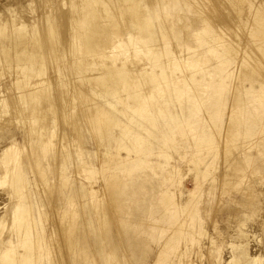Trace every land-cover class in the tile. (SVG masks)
<instances>
[{"label": "rangeland", "instance_id": "374dc122", "mask_svg": "<svg viewBox=\"0 0 264 264\" xmlns=\"http://www.w3.org/2000/svg\"><path fill=\"white\" fill-rule=\"evenodd\" d=\"M190 1L221 39L223 36L227 41L226 43L229 42L230 45L234 43L232 44L234 48L232 45L230 46L233 48L234 53L231 57L230 55L226 56L228 63L221 64L218 60L213 59L212 55L204 52V46L200 48L193 47L188 52L191 54L200 53L204 58H208L206 65L195 70L167 67L165 69L164 77L167 78V83L160 82V90L164 96L161 101L164 98L169 99V104L167 106L156 105L151 108L152 116L159 121V130L162 134L155 141L154 139L160 133L154 128H150L153 135L151 134L148 140L153 141L154 146L151 148L153 152L151 151L147 158L152 165H138L133 175L127 178V181H132L134 184L141 186L139 195L131 197V200L146 199L147 205H150L153 211L152 218H145V221L142 224L140 223L141 225L139 224L140 228L145 227L148 231L138 236V239L143 242V250L138 253L139 256L142 255L143 259L138 264H155L160 261L167 247V242L174 239L179 241L178 252L173 258L177 264H233L236 261L246 262V264H264V132L257 134L259 131H264V113H262V110L243 113L242 109L240 112L234 110L231 111L232 114L230 113L231 104L240 99L245 103H251L253 106H259L260 104L264 106V96L260 95L262 91H258L257 94L253 95H249L248 92L250 88H259L260 84L264 88L262 44L260 50H258L256 44L254 45L251 40L252 38L248 36V29H251L252 24L249 22V24H244V21L249 20L251 22L254 19H252V16L249 17L251 11L249 12L247 4L250 5L252 2L253 5H258L259 3L261 4L260 9H263L264 0H260L263 5L259 0ZM66 2L68 0H0V23L11 21L13 17L15 18L14 22L19 20L23 23L24 21L23 24L27 26V30L33 26L36 30H41L45 25L44 22L49 20L48 22H50L54 31L60 36L61 44L64 45L67 27L62 16L68 6ZM61 3L62 5L65 3L66 8L61 6ZM153 3L156 5L151 12L153 16L157 14L159 22L155 27L156 35L172 37L169 23L165 21L164 10L157 6L156 0H153ZM184 12L189 18L193 19L194 25L192 28H195L197 24H195L196 19H194V16L186 11ZM260 17L262 19V16ZM32 18H35L34 21ZM258 19L260 21V18ZM30 24L31 27H29ZM32 24L34 25L32 26ZM184 34L187 35L188 33ZM203 34L204 32L201 33L202 37ZM245 51L247 52L246 55ZM181 54L186 56L187 51H182ZM256 55H260L261 61L254 64L252 61ZM62 60L61 62H65ZM52 61L45 68V72L46 74L50 72L54 74V71H57L55 75L58 80H56L57 82L54 81V79H57L55 75V78H53L54 76L49 77L51 80H48L53 82L49 85L52 86L55 82L58 85L63 81L62 83H66L68 86H77L70 94L64 96L62 93H57L61 96L53 93L50 104L44 102L41 106L44 112H41L44 117L41 123L47 128L45 130L46 134H52L50 137L47 135L46 138V141L53 145L50 147V151L53 153L52 158L54 159L48 160L50 172L47 170L46 174L48 177L47 184H50L46 185L43 181L39 182L31 172L28 174L29 191L33 193V199L38 202V205H42V207L40 206L41 209H38L42 215L41 217H43L41 221H43L42 226L47 233L45 236L48 237V244H51L49 250L53 254V264H71L70 258L73 255L68 249L66 236L62 233L64 228L62 215L60 216L58 212L63 204V197L56 191L66 190V186L61 185L56 176L58 172L70 177L71 183L74 185L79 184L82 189L84 197L74 201L76 208L74 207L73 210L83 212L82 215H86L87 211L82 210L84 207L81 209L80 207L83 205L85 208H89L92 218L91 228L94 229L92 230V239L93 242L95 241L98 244L95 248L94 242L92 248L89 247L84 251L89 256L95 255V261L93 259L91 262L93 264H107L99 255L103 256L104 253H108L112 248L113 250L115 248V251L119 253L118 264H136L131 257V251L128 252L127 250V241L119 222V211L111 200L114 194L111 195L105 189L106 186L101 188L106 173H101L99 170L96 174V169L99 167L96 164L103 159V154L102 141L98 139L99 135H95L91 126L92 121L88 120L93 115L95 106L90 102L88 107L86 99L77 96L80 94L81 88L83 89L82 77L74 78L70 68L64 69L67 65H63L64 68L59 66L58 70L54 65L55 63L51 67ZM163 61L166 62L167 59ZM139 65L133 64L130 67L137 69ZM52 68H55L54 71ZM4 69L0 74V85L3 84L2 86L5 85L10 89L15 76L12 78L11 70L7 68L3 72ZM51 74H48V76ZM61 77L65 79H61ZM170 78L171 80L179 78L178 80L181 81L174 91ZM138 79L142 84H148L149 78L144 73H139ZM194 79H198V81ZM8 81H11V83ZM50 81L49 83H51ZM56 84L55 86H57ZM188 86L192 89L189 90ZM12 89L13 86L4 96L8 107L3 111L1 110L3 114H0V152L13 144L23 150L31 151L32 136L30 137L28 133V120L24 119L28 116V110L21 111L22 108L19 104H16L18 98H15V96H18V94L14 93ZM146 90L144 89L139 93L143 94L147 92ZM84 92L87 96L91 95L88 89H85ZM191 96H199L198 101L194 102L190 98ZM64 101L68 102H65V107H62ZM94 101L97 104L102 102L98 97H95ZM174 104L176 105L174 106ZM155 110L158 112H154ZM250 117L257 118V121L249 122ZM78 124L80 130L75 127ZM97 124H100V120ZM249 125L256 130V133L251 130L247 132ZM107 132L113 134V136L118 134L116 129L111 132L107 130ZM105 133L106 127L99 132L100 135ZM224 134L228 137L225 138ZM172 141L175 142L173 146L170 144ZM198 142H206L208 149L211 147L210 152L202 151L200 154V156H205L204 163L201 166H198L196 162L197 146L195 144ZM166 150L169 151L168 160L155 154L156 151L163 153ZM66 151L71 152L70 154L76 160V151H83L84 155L86 153L96 172L94 170H92L93 172H84L80 167L73 164V166H68L64 172L60 171L57 163H60L62 155ZM120 155L124 157L125 152L121 151ZM25 157L27 158L26 154L22 159L26 160ZM196 170L201 172L197 175L199 188L192 190ZM5 188L7 189L6 186H0V217H7L15 204L7 196ZM89 189H94L96 192L92 194ZM190 190H192L191 193H188ZM167 194L170 195V199L165 204L160 199L166 198ZM193 202L197 204V210L194 214L191 213L189 207ZM143 204L146 203L137 202L130 205L131 209L128 210L130 213L129 220L132 221V216L142 213ZM168 209L174 214L175 222H183L181 227H183V230L186 228L183 237L181 234L174 232L173 228L167 230L166 225H169L171 221L169 219L170 213L167 212ZM7 221L3 222L4 226H6ZM83 221L84 217L80 219V222ZM102 222H108L109 224L110 235L109 239L107 238L108 241L101 236ZM161 228L167 230V232L161 233ZM49 239L53 243H49ZM216 246H219L218 250ZM51 249L53 250L51 251ZM215 254L220 255V261L215 260Z\"/></svg>", "mask_w": 264, "mask_h": 264}, {"label": "bare ground", "instance_id": "6f19581e", "mask_svg": "<svg viewBox=\"0 0 264 264\" xmlns=\"http://www.w3.org/2000/svg\"><path fill=\"white\" fill-rule=\"evenodd\" d=\"M156 2L157 6L164 10L165 21L169 23L172 37L156 35L155 27L159 22L157 14L154 17L151 12L156 5L153 0H68L66 2L68 6L65 3L64 5L61 3V6H67L62 16L67 27L65 34L66 44L63 41L64 45L61 44L62 40L59 38L58 33L54 31L50 22H48L49 20L44 22L45 25L41 30H36L33 26L34 24H32L33 27L30 24L29 27L31 29L27 30V26L23 24L24 21L23 23L19 20L14 22L15 18L13 17L11 21L0 23V69L6 67L5 69L11 70L12 78L15 76L11 84L13 86L12 90L18 94V96H15V98H18L16 104H19L20 108H22L21 111L28 110V116L24 119L28 120V133L30 137L32 136L31 151L23 150L13 144L0 152V186L7 187V189L5 188L7 196L15 202L13 210L8 216L0 217V264H53V254L49 250L51 244H48V237L45 236L47 233L42 226L43 221H41L43 217H41L42 215L38 209L42 205H38V202L33 199V193L29 191L28 174L31 172L39 182L43 181L46 185L50 184H47L48 177L46 174L47 170L50 172L49 161L54 159L52 158L53 153L50 151V147L53 145L46 141V138L47 135L50 137L52 134H46L45 130L47 128L41 123L44 120L42 116L44 112L41 106L44 102L50 104V98L53 93L56 95L62 93L64 96L65 94H70L77 86H68L66 83H62L63 81L60 82V79V84L57 85L56 80L58 78L55 75L57 72L54 71L55 68H52L55 72L54 74L53 72H50L52 74L49 76L48 74L50 73L46 74L45 68L52 60L51 67L55 63L54 65L58 70L59 66L67 65V67L63 66V68H70L74 78L82 77L83 89L81 88L80 94L77 93L78 95H76L84 97L88 107L90 102L95 106V111L88 120L92 121L91 126L95 135H99L98 139L102 141L101 149L103 154V156L101 155L103 159L96 164V166H99L96 169L97 172L94 170V165L92 166L89 161V157L86 153L84 155L83 151H76L77 160L72 157L71 152L66 151L57 166L62 172L73 164L80 167L84 172H93L92 170H94L97 174L100 170L101 173H106V176L103 177L104 182L101 188L106 186L105 189L111 195L114 194L111 200L120 214L119 222L125 234L127 250L128 252L131 251V257L136 264L143 259L142 255L139 256L138 254L143 250V242L138 239V236L147 233L148 229L145 227L140 228L139 224H142L145 218H152L153 211L152 207L147 205L146 199L131 200V197L139 195L141 186L134 184L132 181H127V178L133 175L138 165H152L147 157L152 151L151 148L154 146V142L149 141L148 138L151 134L153 135L150 128H154L160 133V125L159 121L152 116L151 108L156 105L167 106L169 104V99L164 98L161 101L164 96L160 90V82L167 83V78L164 77L165 69L167 67L173 69L191 68L195 70L206 65L208 58H204L200 53L191 54L188 52L193 47L200 48L204 46V52L212 55L211 57L218 60L221 64L228 63L226 56L230 55L231 57L234 53L232 45L234 43L231 44L233 47L231 48L230 43H226L227 41H225L223 36L221 39L211 29L208 22L201 17V13L190 0H156ZM247 5L249 6V12L251 11L249 17L252 16V19H254L252 21L249 18L253 23L246 20L244 24L246 25L248 22L252 24L251 29H248V36L252 38L251 40L254 45L256 44L258 50H260V45L262 44L261 56L264 60V7L260 9L261 4L253 5L252 2ZM184 11L191 13L196 19L195 24L197 25L195 28H192L194 25L193 19L189 18ZM260 16H262V19ZM258 18H260V21ZM32 19L34 21L35 18ZM249 26L248 28H250ZM203 32L202 37L201 33ZM184 33L188 34L185 35ZM237 47L239 46L237 45ZM230 48L231 50H229ZM176 50L178 51L176 52ZM185 50L187 51L186 56L181 54ZM246 54L247 52L245 51ZM259 56L256 55L255 59L251 58L254 64L261 61ZM62 59L65 62H61ZM164 59H167V61L162 62ZM133 64L140 65L137 69H133L130 67ZM5 69L3 72H5ZM46 71L48 72V70ZM139 73H144V75L148 76V84L139 82ZM54 75L57 78L54 79L57 86L55 84L50 86L53 83L50 78ZM47 76L48 78H46ZM63 78L61 77V79ZM178 79L171 80L170 78L173 91L178 88V83L181 82ZM194 80L198 81V79ZM8 82L11 83V81ZM154 82L157 83L155 84ZM2 85H0V111L8 107L4 96L12 87L10 85L9 89V87ZM84 88L88 89L91 93L90 96L85 94ZM144 89H147V92L140 94L139 92ZM188 89L192 88L188 86ZM258 91H262L260 95L264 96V88L261 84L259 88H250L248 92L249 95H253L257 94ZM95 97L100 98L102 102L97 104L94 101ZM190 98L197 102L199 96H191ZM65 102L68 101L62 102V107H65ZM241 109L243 113L259 110L264 113L262 104L253 106L251 103H245L242 99L231 104L230 113L234 110H239L240 112ZM2 111L0 114H3ZM154 112L158 111L155 110ZM191 112L193 111L191 110ZM98 120H100V124H97ZM255 120L257 121V118L250 117L249 122L253 123ZM250 126L247 127V132L251 130L256 133V130ZM75 127L80 130L79 124ZM104 127H106V133L100 135L99 132ZM115 129L118 130V134L114 136L107 132V130L111 132ZM262 132L264 131H259L257 134ZM161 135L160 133L154 140L157 141ZM224 137L227 138L228 135L224 134ZM174 143L172 141L170 143L171 146ZM195 145L197 146L196 162L198 166H201L204 163L205 156L201 155V157L200 154L202 151L210 152L211 147L208 149L206 142H198ZM112 150L114 151L112 152ZM121 151L125 152L124 157L120 155ZM168 152V150L163 151V153L156 151L155 154L168 160ZM25 154L27 156V158L25 157L26 160L22 159ZM199 173L201 174L199 170H196V175L193 179L194 188L192 190L199 188L197 176ZM56 176L60 184L66 186L65 191L57 190L56 192L63 197V204L60 206V210L58 209V212L60 216L62 215L61 219L64 226L63 229L61 228L63 231H61L66 236L69 251L73 254L70 258V263L90 264L93 259L95 261V255L89 256L84 252L85 249L92 248V243L94 244L95 242L92 239V230L94 229L91 228L92 218L89 208H85L83 205L80 207V209L84 207L82 210L87 211L86 215H82L83 212L73 210L74 207L76 208L74 201L84 197L82 189L79 184L74 185L71 183V178L64 176V173L58 172ZM192 190L188 191V193H191ZM90 192L94 194L96 190L92 189ZM169 199L170 195L167 194L166 198L160 200L166 204ZM137 202H145L146 204L142 205V213L132 216L131 221L129 220L130 213L128 210L131 204ZM191 204L189 207L191 208V213L194 214L197 210V204L194 202ZM167 212L170 213L169 219L171 220L169 225H166L168 227L167 230L173 228L174 232L181 234L183 237L186 231V228L183 230V227H181L183 222H175L174 214L169 209ZM82 217H84V221L80 222ZM6 220L8 221L6 226H4L3 222ZM108 227V222H102L101 236L104 239H109L110 231ZM167 230L161 228V233H165ZM49 243L53 242L50 240ZM178 244V239L167 242V247L160 261L155 264H177L173 258L178 252ZM94 245L95 248L98 246L96 242ZM216 249L218 250L219 246H216ZM99 256L107 264H118L119 253L115 251V248L114 250L112 248L108 253H104L103 256ZM214 257L216 261H220L219 254H215ZM91 264L93 263L91 262ZM233 264H246V262L236 261Z\"/></svg>", "mask_w": 264, "mask_h": 264}]
</instances>
